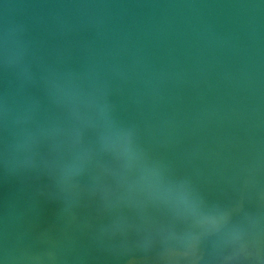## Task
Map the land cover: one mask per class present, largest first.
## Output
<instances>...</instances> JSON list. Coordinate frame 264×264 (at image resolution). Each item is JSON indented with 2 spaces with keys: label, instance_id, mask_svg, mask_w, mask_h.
<instances>
[{
  "label": "water",
  "instance_id": "water-1",
  "mask_svg": "<svg viewBox=\"0 0 264 264\" xmlns=\"http://www.w3.org/2000/svg\"><path fill=\"white\" fill-rule=\"evenodd\" d=\"M0 264H264V0H0Z\"/></svg>",
  "mask_w": 264,
  "mask_h": 264
}]
</instances>
